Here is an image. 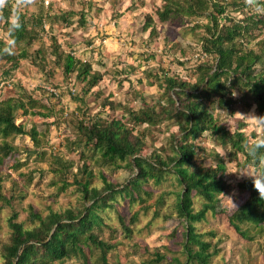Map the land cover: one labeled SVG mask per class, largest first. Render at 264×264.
Wrapping results in <instances>:
<instances>
[{"label":"rangeland","instance_id":"obj_1","mask_svg":"<svg viewBox=\"0 0 264 264\" xmlns=\"http://www.w3.org/2000/svg\"><path fill=\"white\" fill-rule=\"evenodd\" d=\"M219 2L225 5L219 24L231 19L247 26L236 39L239 48L262 53L264 0H252L250 4L245 0ZM161 3L162 0H34L28 6L10 3L6 7L11 11L9 20L17 14L29 21L31 16H41L42 25H30L35 31L32 39L14 43L4 19L0 20V41L5 49L0 54V100L13 96L23 101L28 112L18 109L15 122L23 124L28 133L34 128L38 141L35 145L29 134L7 138L15 151L0 165V193L10 201L5 205L0 200V264L4 262L3 248L10 236L7 219L13 211L18 213L17 221L24 228L38 224L30 218V210L43 217L51 210L84 211L90 201L83 197L81 184L87 179L89 188L102 191L100 205L105 203L95 208L101 221L91 231L114 245L106 254L108 264H177L174 259L181 263L187 260L185 222L175 208L176 194L182 186L175 175L165 173L160 183L138 180L137 169L128 165L127 160L119 163L120 167L103 161L92 149V143L85 142L78 127L111 119H120L130 127L128 110L163 102L167 78L194 84L203 74L197 66H213L215 55L202 46L203 36L208 35V19L178 16L161 22L155 13ZM62 14L68 22L59 17ZM23 50L27 55L19 58ZM65 53L89 63L90 75L77 76L76 71L65 74ZM261 60L264 62V56ZM254 72L264 76L260 61ZM94 74L99 78L95 85H90L89 78ZM231 78L232 74L227 79L231 103L219 106L214 97L206 103L207 108L218 125L230 130L238 127L248 143L260 139L264 127L259 122L256 104L244 99V90L231 85ZM137 128L143 133V155H160L164 159L174 154L172 148L179 133L174 120ZM193 143L197 147L192 164L214 168L221 161L225 165L223 178L231 188L226 193H215L210 201L213 204L218 200L221 210H209L203 220L194 223L201 239L209 241L210 250H217L209 264H264V231L254 233L252 226L242 225L246 236H250L247 239L228 220L247 197L246 191L238 190L237 182L249 179V172L260 177L259 168L264 167V162L259 166L246 164L243 153L235 152L228 143L222 144L209 132H203ZM101 174L114 185L110 195L103 191L106 184ZM136 180L139 187L129 193L121 190L123 185ZM203 201L201 196H195L193 208L199 209ZM134 214L136 218L131 222ZM119 216L131 230L128 235ZM83 248L87 264H103L100 248L90 242ZM55 264L83 263L73 257Z\"/></svg>","mask_w":264,"mask_h":264},{"label":"trees","instance_id":"obj_2","mask_svg":"<svg viewBox=\"0 0 264 264\" xmlns=\"http://www.w3.org/2000/svg\"><path fill=\"white\" fill-rule=\"evenodd\" d=\"M224 11L225 5L219 0H162L155 12L161 22L178 16L189 18L205 16L208 19L205 25L208 35L203 36L202 46L204 51L215 55L213 66L207 64L197 66V70H202L203 74L194 84L177 81L173 77L167 78L163 102L146 105L138 110L126 108L131 116L132 126L130 127L120 119L78 125L85 142L92 143V149L99 153L103 161L120 167L119 163L127 160L128 165L137 169L136 179L144 181L152 179L154 183H160L165 173L170 172L175 175L178 184L182 186L176 194L175 208L177 215L185 222L184 248L187 254V260L183 263L174 259L177 264H209V258L217 250H210L209 241L201 239L202 235L196 231L194 223L203 220L209 210H221L218 200L213 204L210 201L215 193H226L231 189L223 178L225 165L221 161L217 162L214 168L195 167L192 164L197 147L193 141L203 132H209L222 144L228 143L235 152L243 153L246 164L252 163L259 166L261 161L264 162V132L260 139L254 138L255 135H253V141L248 143V138L238 127L230 130L218 125L207 108L206 103L212 101L214 97L217 98L219 106L231 103L232 99L228 96L231 90H228L227 79L232 74L230 84L237 90H244V99L256 104L259 122L264 127V76L262 72H254V66L259 61L264 67V62L261 60L264 50L260 54L252 49L242 51L236 39L242 35V29H247V26L243 25V21L231 19L229 23L219 24ZM10 12V9L5 8L0 20L4 19L11 41L19 43L32 39L35 31L30 25H42V17L31 16L29 21L21 14H17L19 20L13 24L9 20ZM59 17L68 22V17L64 14ZM80 20L82 24V16ZM2 46L0 41V54L5 51ZM26 55V51L23 50L18 57L24 58ZM62 67L65 74L76 71L77 76L90 75V64L76 59L70 53L63 55ZM98 78L97 74L90 76L89 84L95 85ZM18 109H23L24 113L28 112L20 98L12 96L0 100V165L5 157L15 151V146L8 142V137L29 134L34 144L38 145L34 128L28 133L23 124L15 122L14 115ZM163 120H174L178 125V141L172 148L174 154H168L164 159L160 155L154 157L143 155L141 150L144 143L143 133L140 134L138 125H152ZM259 172L260 178L264 179V167H260ZM88 175L91 177V172H88ZM101 179L106 184L103 191H108V195L112 194L114 185L102 174ZM88 185L87 179L81 184V191L83 197L90 203L84 207V211L79 213H74L72 209H65L62 212L51 210L43 217L30 210V218L36 219L38 224L33 228H24L22 223L17 221L18 213L13 211L7 219L10 236L9 242L3 248V264H55L63 263L66 259L73 257L87 264L83 248L87 242L101 249L102 262L108 264L106 254L114 245L99 239L98 235L91 231L93 225L101 221V217L94 210L98 206L105 205V203L101 205L99 203L103 199L102 191L96 187L89 188ZM136 187H139L137 180L130 182L129 185H123L121 190L129 193ZM237 188L240 191H246L247 197L228 216V220L236 232L249 239L250 236H246L247 232L242 225L252 226L255 229L254 233L264 231V199H261L259 193L253 188L250 178L237 182ZM195 196H201L204 199L197 210L193 208ZM0 200L5 205L10 203L9 198L1 193ZM224 210L222 208V212ZM135 218L136 214L131 216L130 221L133 222ZM118 219L128 235L131 232L130 228L124 223L122 216ZM157 258H160L159 254Z\"/></svg>","mask_w":264,"mask_h":264},{"label":"clouds","instance_id":"obj_3","mask_svg":"<svg viewBox=\"0 0 264 264\" xmlns=\"http://www.w3.org/2000/svg\"><path fill=\"white\" fill-rule=\"evenodd\" d=\"M10 3L13 5L23 4L28 6L34 3V0H14V3L13 0H0V16L3 15L4 9L8 7ZM245 3L250 4L252 3V0H245ZM18 20V16L12 19L13 24H16ZM247 175L251 178L252 186L259 193L260 198L264 199V179H261L254 172H249Z\"/></svg>","mask_w":264,"mask_h":264}]
</instances>
